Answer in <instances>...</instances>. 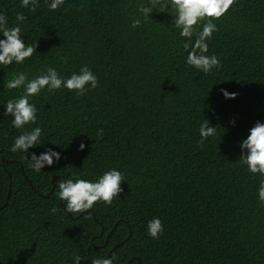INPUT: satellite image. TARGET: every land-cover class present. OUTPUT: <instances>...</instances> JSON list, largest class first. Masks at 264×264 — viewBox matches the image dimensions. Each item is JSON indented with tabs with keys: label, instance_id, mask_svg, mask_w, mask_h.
<instances>
[{
	"label": "trees",
	"instance_id": "1",
	"mask_svg": "<svg viewBox=\"0 0 264 264\" xmlns=\"http://www.w3.org/2000/svg\"><path fill=\"white\" fill-rule=\"evenodd\" d=\"M51 2L38 0L32 11L0 0L7 27L19 26L26 46L37 44L23 63L0 64V264H75L76 255L81 264H264V176L240 160V144L264 123V0H235L213 21L206 55L221 65L207 74L187 63L174 10L154 9L145 20L139 7L148 0H65L56 10ZM85 66L96 88L30 96L37 121L23 129L4 115L25 92L6 89L14 75L31 80L52 67L69 78ZM205 119L216 134L201 147ZM35 127L37 146L13 152ZM49 148L60 160L35 171L31 155ZM112 169L125 177L112 204L69 215L59 181L96 182ZM154 218L163 223L158 239L148 233Z\"/></svg>",
	"mask_w": 264,
	"mask_h": 264
},
{
	"label": "clouds",
	"instance_id": "2",
	"mask_svg": "<svg viewBox=\"0 0 264 264\" xmlns=\"http://www.w3.org/2000/svg\"><path fill=\"white\" fill-rule=\"evenodd\" d=\"M65 0H52L49 5L50 10H56L62 6ZM235 0H148V5H140L139 12L147 20L153 10L165 12L174 10L173 24L176 28L181 29V36L188 38L183 47L187 55V63L196 69L209 73L214 67L221 65L218 57L213 54L206 55L209 47L207 40L211 39L212 34L218 31L217 25L213 22L223 17ZM38 0H21L22 7L31 6L35 11ZM169 6H171L169 8ZM173 13V12H172ZM27 18L23 14L17 15L18 21H24ZM207 21L203 24L202 31H197L196 26L201 21ZM7 16L0 13V31L6 39H0V64L11 65L13 61L23 63L26 58H30L37 51L35 46H26L21 38V28L15 26L7 27ZM141 20L135 19L132 26L135 28L140 26ZM196 39L193 42L192 37ZM6 89L25 88L24 94L16 99L9 100L6 103V112L4 115L13 117V126L17 129H23L28 124H35L37 121L38 109L34 104L29 102V97L38 95L41 90L47 88L49 92L63 88L69 91H76L78 95H84L89 91V87L94 89L98 86V78L87 67H83L80 72L73 73L69 78H61L59 73L52 67H48L41 75L29 80L25 73L14 75L12 79L5 82ZM226 99H235L236 93H229L221 90ZM235 121H233V124ZM42 129L35 127L32 131H25L15 139L12 147L13 152L28 150L37 146L41 136ZM103 129L99 130L98 136L102 138ZM216 134V129L209 126V121L201 124L200 135L202 139L198 141L199 146H203L204 141ZM85 144L81 143L80 150L83 151ZM245 154L240 159L243 164L248 166V170L253 173H259L264 176V123L257 122L250 129L247 139L240 144ZM59 152L49 148L46 152L37 156L31 155L30 167L35 171H41L45 166H51L60 160ZM125 181L123 174L115 169L105 172L96 182L77 179L61 180L58 183V197L61 201H65L67 213H85L93 208L97 202H104L109 205L123 191L122 182ZM259 201L264 206V180L261 181L259 187ZM56 211L55 208L52 209ZM163 232V223L159 218H154L148 223V233L158 239ZM82 256L74 257L75 264H81ZM91 264H113L111 258H96Z\"/></svg>",
	"mask_w": 264,
	"mask_h": 264
},
{
	"label": "water",
	"instance_id": "3",
	"mask_svg": "<svg viewBox=\"0 0 264 264\" xmlns=\"http://www.w3.org/2000/svg\"><path fill=\"white\" fill-rule=\"evenodd\" d=\"M4 160V159H3ZM54 180H55V177H52V181H53V183H54ZM29 182L31 183V181L29 180ZM10 191V190H9ZM52 191V190H51ZM50 191V192H51ZM8 195H9V192H8ZM69 215H71L70 213H69ZM129 238V237H128ZM117 246H115L114 248H112V250L109 252V255L114 251V249L116 248ZM109 255H108V257H109ZM132 261V260H131Z\"/></svg>",
	"mask_w": 264,
	"mask_h": 264
}]
</instances>
